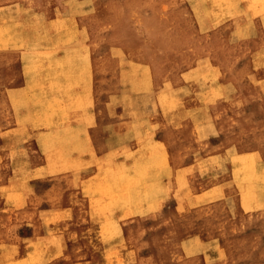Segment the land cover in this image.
Masks as SVG:
<instances>
[{"label":"rangeland","instance_id":"obj_1","mask_svg":"<svg viewBox=\"0 0 264 264\" xmlns=\"http://www.w3.org/2000/svg\"><path fill=\"white\" fill-rule=\"evenodd\" d=\"M82 3L90 43L97 56L108 55L114 65L152 62L158 77L168 80L213 61L224 66L222 78H240L249 74V60L255 57L258 77H264V55L252 56L251 40L233 37L232 21L211 29L213 20L219 26L242 13L264 12V0ZM10 25L0 21V38L8 35ZM6 41L1 38L0 46ZM205 68L194 71L193 78L213 84L220 72ZM130 73L137 76L135 69ZM207 100L208 111L217 116L222 110L236 111L237 117L247 114L243 102ZM252 110L258 116L263 111L261 106ZM241 130L246 128L241 125ZM261 138L256 135L258 142ZM206 149L179 152L177 158L193 154L201 159ZM244 151L226 152V161L211 158L198 175L193 172L187 181H178L175 194L161 190L160 203H154V187L143 176L134 172L107 182L101 172L86 191L92 196L88 213V200L72 183H62L64 198L49 197L51 184L44 178H63L71 166L40 170L35 175L39 180L32 182L28 156L39 162L49 152L38 150L34 141L24 144L0 136V264H264V155ZM74 205L76 209L68 208ZM121 206L127 208L122 219L106 214ZM121 225L123 230L118 229Z\"/></svg>","mask_w":264,"mask_h":264},{"label":"crops","instance_id":"obj_2","mask_svg":"<svg viewBox=\"0 0 264 264\" xmlns=\"http://www.w3.org/2000/svg\"><path fill=\"white\" fill-rule=\"evenodd\" d=\"M82 2L0 0V21L11 24L8 35L1 37L8 41L0 46V136L24 144L34 141L38 150L49 152L39 162L28 156L25 164L31 168L32 182L39 180L35 175L40 170L73 168L63 178H44L51 184L49 197L64 198L62 183H72L73 190L88 200V213H92V196L86 191L101 172L107 182L135 172L153 185L154 203H160L161 190L175 194L177 182L187 181L193 172L198 175L211 158L225 159L226 152L241 155L242 150L264 155V77H258L255 57L249 60V74L240 78L235 74L222 78L224 66L213 61L187 69L181 79L168 80L158 77L152 62L114 65L107 61L108 55L97 56L90 43ZM230 21L233 37L251 40L252 56L264 55V12L242 13L219 26L213 20L211 29ZM209 65L220 72L213 84L193 78L194 71ZM132 69L137 70L136 77ZM207 99L210 103L220 99L243 102L247 114L237 117L236 111L222 110L217 116L208 111ZM259 106L263 109L260 116L252 110L256 112ZM205 147L201 159L193 154L177 158L179 152ZM57 204L51 205L50 212L56 211ZM140 206L146 208L144 203ZM126 212L121 206L106 214L119 220ZM121 244L126 245V240L121 238Z\"/></svg>","mask_w":264,"mask_h":264},{"label":"bare ground","instance_id":"obj_3","mask_svg":"<svg viewBox=\"0 0 264 264\" xmlns=\"http://www.w3.org/2000/svg\"><path fill=\"white\" fill-rule=\"evenodd\" d=\"M41 50H42V49H41ZM41 50H40V53L42 52ZM43 52H44V51H43ZM25 53H26V52H25ZM34 53H35V52H34ZM34 53H33V54H34ZM44 53H46V52H44ZM26 54H27V53H26ZM42 54H43V53H42ZM49 54H50V52H49ZM24 55H25V54H24ZM35 55H38V54H35ZM39 55H41V54H39ZM46 55H47V54H46ZM33 56H34V55H33ZM29 57H30V56H29ZM84 57H85V56H84ZM27 58H28V57H27ZM40 58H41V56H40ZM29 59H30V58H29ZM83 59H84V58H83ZM37 60H38V59H37ZM84 60H85V59H84ZM86 61H87V59H86ZM32 62H33V60H32ZM35 62H36V61H35ZM38 62H41V61H38ZM84 62H85V61H84ZM88 62H89V59H88ZM31 64H33V63H31ZM86 64H87V63H86ZM81 65H82V63H81ZM69 66H70V64H69ZM74 66H75V65H74ZM88 66H90V65H88ZM34 67H35V65H34ZM84 67H85V64H84ZM90 67H91V66H90ZM90 67H87L85 70H89L88 68H90ZM33 74H34V73H33ZM31 75H32V74H31ZM75 76L78 77V75H75ZM81 76H82V75H81ZM81 76H79V77H81ZM79 77H78V78H79ZM87 78H89V77L87 76ZM30 79H31V78H30ZM38 79H39V78H38ZM74 79H75V78H74ZM74 79H73V80H74ZM89 79L91 80V77H90ZM78 80H79V79H78ZM78 80H75V83H77ZM84 80H85V79H84ZM38 81H39V80H38ZM69 81H71V80H69ZM69 81H68V82H69ZM87 81H88V80H87ZM87 81H86V82H87ZM36 82H37V81H36ZM59 83H60V82H59ZM61 83H62V82H61ZM65 83H66V82H65ZM69 83H72V82H69ZM222 84H223V83H222ZM63 85H64V83H63ZM65 85H66V84H65ZM73 85H74V84H73ZM73 85H72V86H73ZM79 85H80V84H79ZM62 87H63V86H62ZM60 88H61V87H60ZM67 88L69 89L70 87H67ZM81 88H82V86H81ZM91 89H92V88H91ZM63 90H64V89H63ZM65 90H66V89H65ZM80 90H81V89H80ZM86 90H87V89H86ZM71 91H72V90H71ZM76 92H77V91H76ZM86 92H87V91H86ZM89 92H90V91H89ZM64 93H65V91H64ZM69 93H70V92H69ZM90 93H91V92H90ZM67 94H68V93H67ZM78 94H79V93H78ZM83 94H84V93H83ZM69 95H70V94H69ZM219 95H220V94H219ZM51 96H52V95H51ZM66 96H67V95H66ZM70 96H71V95H70ZM72 96H73V94H72ZM83 96H84V95H83ZM87 96H88V95H87ZM64 97H65V96H64ZM84 97H85V96H84ZM84 97H83V98H84ZM60 98L62 99V97H60ZM54 99H56V98H54ZM87 99H88V98H87ZM34 100H35V99H34ZM56 100H57V99H56ZM86 101H87V100H86ZM89 102H90V101H89ZM110 108H111V107H110ZM154 142H156V141H154ZM158 144H159V143H158ZM247 154H249V153H247ZM244 155H245V154H244ZM253 156H254V155H253ZM236 157H237V155H236ZM248 158H249V157H248ZM253 159H254V157H253ZM234 160H236V159H234ZM247 161H248V160H247ZM241 162H242V160H241ZM248 162H249V161H248ZM236 167H238V166H236ZM239 167H240V166H239ZM236 169H237V168H236ZM117 224H118V223H117ZM117 226H119V224H118ZM119 229H120V228H119ZM120 230H121V229H120ZM121 232H122V231H121ZM122 241H123V239H122Z\"/></svg>","mask_w":264,"mask_h":264}]
</instances>
